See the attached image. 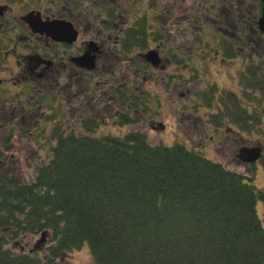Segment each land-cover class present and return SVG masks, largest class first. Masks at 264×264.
I'll use <instances>...</instances> for the list:
<instances>
[{"label":"trees","instance_id":"16d2710c","mask_svg":"<svg viewBox=\"0 0 264 264\" xmlns=\"http://www.w3.org/2000/svg\"><path fill=\"white\" fill-rule=\"evenodd\" d=\"M240 81L244 103L208 84L221 103L213 117L251 131L264 120V55ZM62 124L40 129L45 156L29 179L0 173V264H59L85 244L93 264H264V190L246 176L180 142Z\"/></svg>","mask_w":264,"mask_h":264},{"label":"flooded vegetation","instance_id":"af4514ba","mask_svg":"<svg viewBox=\"0 0 264 264\" xmlns=\"http://www.w3.org/2000/svg\"><path fill=\"white\" fill-rule=\"evenodd\" d=\"M169 3L0 0V117L4 141L7 131L12 140L15 127L23 135L37 136L46 122L49 129L62 121L63 133L84 131L86 120H96L101 126L102 115L108 120L133 123L139 111L136 102L146 105L149 100L150 94L143 89L146 81L161 80L182 87L180 73L166 72L167 66L181 65L183 58L178 40L174 46L168 45V29L176 23ZM194 3L195 14H188L187 20L198 29L196 37L200 31H209L210 26L221 35L217 36L216 48L206 42L214 58L227 62L226 57L233 53L245 54L243 41L249 42L252 32H258L261 1ZM149 51H155L159 58L155 66L144 57ZM41 122L45 125L40 126Z\"/></svg>","mask_w":264,"mask_h":264},{"label":"rangeland","instance_id":"374dc122","mask_svg":"<svg viewBox=\"0 0 264 264\" xmlns=\"http://www.w3.org/2000/svg\"><path fill=\"white\" fill-rule=\"evenodd\" d=\"M166 2L167 4L170 2L173 9L172 20L174 23L176 21L173 28L168 29L170 30L168 45L174 46L175 39L178 40L183 54H181L183 56L181 65L167 66L166 72L180 73L183 78L182 87L180 85L173 87V84L167 85L161 80L156 83L146 81L143 89L150 94L149 100L146 105L140 103L133 123L108 120L102 115L99 133L140 132L146 135L152 144L171 145L180 142L210 160L221 163L227 169L243 174L256 187L264 190V120H261L251 131H246L231 123L230 118L215 119L213 115L218 112L217 104L221 103L217 96L210 97L208 91V84L213 83L222 91L236 93L244 99L242 102L244 103L245 95L242 91L240 75L250 58L264 55V36L252 32V39L249 42L243 41L245 54L233 53L229 58L226 57L227 62H219L218 58H214L213 51L207 50L206 42H211L213 48H216L217 36L221 37V35L210 26L209 31H200L201 34L197 35L198 38L205 40L201 41L196 37L198 29L195 30L192 20H187L188 14L191 12L195 14L194 0H166ZM179 10L182 14H179ZM177 16L182 19H176ZM204 91L208 97L204 96ZM41 124L45 125L43 122L40 126ZM158 124H161L163 129H159ZM23 129H26V126ZM34 130L33 127L32 132ZM13 133L14 137L8 143L9 149L5 150L2 117H0V152L2 153L0 173L15 174L20 179H29L28 175L33 172L31 164L41 161L39 158L45 156L43 151H37L42 144L36 140V135L32 137L23 135L16 130V127ZM245 145L261 148L262 156L256 163H242L237 158L239 148ZM257 210L259 216L263 218L264 202L258 203ZM35 239L29 242L30 246ZM59 264H93L87 244L78 250L65 253Z\"/></svg>","mask_w":264,"mask_h":264},{"label":"water","instance_id":"95a60500","mask_svg":"<svg viewBox=\"0 0 264 264\" xmlns=\"http://www.w3.org/2000/svg\"><path fill=\"white\" fill-rule=\"evenodd\" d=\"M260 1L262 3V14L257 21V27L264 36V0ZM144 57L153 66L159 63V58L155 51L145 53ZM158 128L163 129V126L158 124ZM153 129L156 128L153 127ZM237 157L244 163H255L261 157V148L242 146L238 150Z\"/></svg>","mask_w":264,"mask_h":264}]
</instances>
